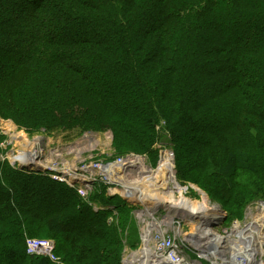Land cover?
I'll list each match as a JSON object with an SVG mask.
<instances>
[{
  "label": "trees",
  "instance_id": "obj_1",
  "mask_svg": "<svg viewBox=\"0 0 264 264\" xmlns=\"http://www.w3.org/2000/svg\"><path fill=\"white\" fill-rule=\"evenodd\" d=\"M159 116L180 176L210 161L224 180L254 170L264 196V164L251 161L264 144V0H0V117L28 134L109 127L118 155L155 161L142 135ZM103 192L111 223L73 187L0 159V264H56L27 253L26 238L42 236L59 264H121L136 221Z\"/></svg>",
  "mask_w": 264,
  "mask_h": 264
},
{
  "label": "built area",
  "instance_id": "obj_2",
  "mask_svg": "<svg viewBox=\"0 0 264 264\" xmlns=\"http://www.w3.org/2000/svg\"><path fill=\"white\" fill-rule=\"evenodd\" d=\"M0 121L4 120L0 117ZM2 129L0 126L1 132ZM37 134L43 137L44 133ZM22 136L25 147L17 150L13 151L9 140L1 143L2 150L7 152L3 157L9 158L14 167L47 173L73 187L85 199L101 188L104 196L119 199L131 207L138 226L139 244L135 248L125 247L122 264H264V221L263 228H255L253 222L245 223V220L226 227L227 215H223L224 210L217 203L209 201L210 208L193 210L189 206H172L151 193L158 188L156 179L163 176V169L168 171L172 184L181 185L172 150H161L155 161L147 154L128 152L111 153L102 160L76 158L70 163L56 149L36 145L28 137L24 142L26 135ZM186 199L193 202V198ZM91 205L95 211L111 210L108 221L116 220L118 214L114 206L101 205L94 200ZM215 205L218 208L215 209ZM214 209L217 217H214ZM206 228L220 238H211ZM26 247L29 255L61 262L52 239L27 237Z\"/></svg>",
  "mask_w": 264,
  "mask_h": 264
},
{
  "label": "rangeland",
  "instance_id": "obj_3",
  "mask_svg": "<svg viewBox=\"0 0 264 264\" xmlns=\"http://www.w3.org/2000/svg\"><path fill=\"white\" fill-rule=\"evenodd\" d=\"M154 90V89H153ZM2 118V117H1ZM4 121H0V126H2V132L5 135L4 140L11 141V147H13V151L17 150L19 147H25V144L23 143V134L26 135L24 142H26V139H28L31 142H35L36 145H40L41 147H45L48 150L56 149L58 152L63 153L65 158L69 159V162H74V159L81 158L85 160H102L104 157L108 156L111 153L117 154V148L115 145V139H114V131L106 127L105 129H99V130H85V131H62L59 133L53 134H41L43 137L39 136L40 134L34 133V134H28L21 130H19V126L13 121L12 119H5L2 118ZM167 120L158 117L155 124H153L152 130L149 129L150 126L147 123L144 124L145 130L143 131L142 137H146L148 135L153 134L155 140L153 142V145L151 149L147 148L146 150L150 151H143V153H148L151 157L152 155H159V152L164 149H170L175 154V165H176V172L178 177H181V187L178 184H172L168 179L165 180V177H169V173L166 169H163L162 172L164 173L163 176H160L157 178V186L158 188L151 193L157 197L163 196V192L165 190L170 189V187L174 186L176 190H180L177 192L178 196L179 194H183L184 197H188L189 199L193 198V202H200L204 196L207 197L208 200H210L211 203L219 204L223 210L224 214L227 215L225 226L228 227L235 221H242L244 223L253 222V225L258 228H263L262 222L264 221V196L263 194L257 195L255 192V188L251 187V184L258 183V180H260V177L258 175L259 172H252L249 169L244 170H238L237 175L232 180H224L218 173V169L213 167L212 161L209 162L206 166L196 164L195 166L191 167L192 169H188L187 175L180 176L179 171V164L176 162V152H175V142L173 140V136L171 134V128H168V124L166 122ZM249 119H247L248 123ZM245 122V121H244ZM257 122L256 119L252 121V123ZM246 123V125H247ZM19 127V128H18ZM152 127V126H151ZM40 133V132H38ZM85 134H88V136H84ZM53 135V136H52ZM197 138L199 135L194 134ZM21 136V137H20ZM44 136H51V139L44 138ZM38 137L40 139H38ZM193 137V136H191ZM22 138V140H20ZM3 140V141H4ZM2 141V142H3ZM204 141V140H202ZM256 144H259L257 147L256 153H252L253 157L251 158V161H261L264 164V144H261L258 141V137L256 140H254ZM0 142V159L6 160L9 162L11 166H13L7 158L3 157L4 154H7V152L3 151L1 148ZM22 144V145H19ZM177 145V144H176ZM92 149V150H88ZM121 149H124L123 152L127 151V149H131L133 151L140 150L139 147L136 146H123ZM198 150V149H196ZM121 153V152H119ZM11 154V153H9ZM28 153H25L27 155ZM218 154V153H217ZM124 155V154H122ZM153 157V158H154ZM210 156V160H211ZM108 159V158H107ZM157 159V157H156ZM253 164V162H250ZM14 167V166H13ZM16 168V167H15ZM177 177V178H178ZM52 178V177H51ZM161 178V179H160ZM179 179V178H178ZM165 180V181H163ZM180 180V179H179ZM65 183V182H63ZM228 183V186L231 188L230 192V198L232 200V203L227 202L225 199L222 188L220 187L222 184ZM68 185V184H67ZM164 189V190H163ZM249 189H252L253 194L249 191ZM101 188L99 190L95 191L94 193L99 192L100 193ZM78 193V192H77ZM94 193L90 194L87 199L82 197L79 193V195L84 200H92L97 201L101 205H107L106 202H103L101 200V195H95ZM239 193H245L247 194V198L243 197ZM34 198V194L32 195ZM245 198V202L241 204L242 199ZM172 199V198H171ZM118 200L115 198V201ZM114 201V200H112ZM239 203V204H238ZM236 204L238 205L237 211L233 210V207H236ZM231 205V207H230ZM111 206V205H107ZM245 207V208H244ZM258 207V208H256ZM241 208H243L241 211H239ZM232 210V211H230ZM229 211L231 213H229ZM250 213H252L251 217L255 216V218L250 217ZM132 214V211H131ZM263 214V215H262ZM251 218V219H250ZM252 220V221H251ZM130 234L123 237L122 243H123V249L122 254L127 246L135 245L136 242L139 241V232H138V226L136 222L133 224H130ZM218 229V227H217ZM127 234V233H126ZM43 238H50L49 236H42ZM122 257V256H121ZM56 263V262H54ZM59 264V263H56Z\"/></svg>",
  "mask_w": 264,
  "mask_h": 264
},
{
  "label": "bare ground",
  "instance_id": "obj_4",
  "mask_svg": "<svg viewBox=\"0 0 264 264\" xmlns=\"http://www.w3.org/2000/svg\"><path fill=\"white\" fill-rule=\"evenodd\" d=\"M29 154H27L26 156H28ZM163 175H164V173H163ZM161 179V178H160ZM166 179H168L169 180V178L168 177H165V180ZM157 180V179H156ZM164 180V181H165ZM164 190V189H163ZM155 192V191H154ZM177 192H179V191H177L176 189H175V187L174 186H172V187H170V189H168V190H166V193L167 194H165V191L163 192V196H161L160 197V199L161 200H164L165 202H168L169 204H171L172 206H176V205H178V206H189L188 208H192L193 210H199V209H202V208H204V207H209L210 206V200H208L207 199V197L206 196H204V198L200 201V202H192V201H189V200H187L185 197H184V195L183 194H179L178 196H174V195H177ZM156 193V192H155ZM172 198V199H171ZM168 204V205H169ZM171 205H169V206H171ZM210 208V207H209ZM216 208H218V206H216L215 205V209ZM214 209V212L216 211ZM215 214V216L214 217H217V213L215 212L214 213ZM212 224V223H211ZM206 230H207V232L209 233V234H211V238H213V239H219L220 237H219V235L217 234V233H213V230L212 229H208V228H206ZM241 246H243V245H241Z\"/></svg>",
  "mask_w": 264,
  "mask_h": 264
},
{
  "label": "crops",
  "instance_id": "obj_5",
  "mask_svg": "<svg viewBox=\"0 0 264 264\" xmlns=\"http://www.w3.org/2000/svg\"><path fill=\"white\" fill-rule=\"evenodd\" d=\"M139 232V231H138ZM50 239V238H49ZM52 240H54V239H52ZM55 241V240H54ZM124 252V251H123ZM122 257H123V254H122ZM122 260V259H121ZM121 264H122V262H121Z\"/></svg>",
  "mask_w": 264,
  "mask_h": 264
}]
</instances>
